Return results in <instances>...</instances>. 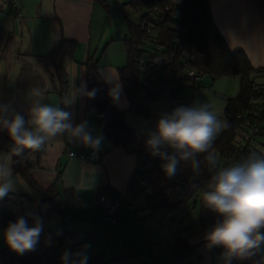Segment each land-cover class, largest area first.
<instances>
[{
  "label": "crops",
  "instance_id": "obj_1",
  "mask_svg": "<svg viewBox=\"0 0 264 264\" xmlns=\"http://www.w3.org/2000/svg\"><path fill=\"white\" fill-rule=\"evenodd\" d=\"M17 1L21 18H17L0 0V102L11 101L17 109L19 101L28 99L31 102L29 89L40 88L44 92V103L64 108L63 101L71 92L68 67L73 64L84 67V60L92 53L99 58V74L104 82L101 69L105 75L109 73L120 82L118 68L125 65L123 39L129 36L130 21L124 29H118L117 19L108 14L132 9L140 16V11L128 4L129 0H106L107 9L95 0ZM168 1L179 3L180 0ZM209 5L212 19L228 47L232 51L242 50L253 68H264L262 1L209 0ZM125 19L128 21L130 18L125 16ZM62 38L75 42L76 49L73 59L65 63L68 88L61 95L57 83L45 71L42 56ZM24 69L29 71L28 75L24 74ZM26 75L29 76L27 81H21L20 78ZM81 79L86 81L85 72L76 80L77 85ZM106 86L108 91L112 87L108 83ZM113 103L115 110L107 113V123L115 119L118 112L126 111L129 107L123 88L119 99ZM162 106L168 108L166 103L158 105ZM66 110L73 112L74 123L87 120L94 135H104L98 160L81 158L79 154L88 153L91 149L70 140L66 135L49 140L40 151L25 149L21 156L28 158L30 174L40 187H50L59 176L57 187L60 199L64 200L66 190L76 193L77 199L71 202L75 204L65 208V216L80 218L84 213L88 221L91 219L105 225L101 222L103 207L98 203L97 196L102 194L108 198H121L123 203H131V199L133 202L134 194L131 193L129 180L137 165V155L112 145L94 112L87 109L86 97L78 99L74 106ZM150 115L149 106V116L126 113L124 122L148 139L151 132L148 126L155 121ZM69 152L75 156H69ZM130 194L132 198L128 197ZM126 214L127 211L124 212L123 227L130 218ZM66 233L73 236V233Z\"/></svg>",
  "mask_w": 264,
  "mask_h": 264
},
{
  "label": "trees",
  "instance_id": "obj_2",
  "mask_svg": "<svg viewBox=\"0 0 264 264\" xmlns=\"http://www.w3.org/2000/svg\"><path fill=\"white\" fill-rule=\"evenodd\" d=\"M106 9V0H95ZM169 3L174 10V14L167 16L166 20L172 27L165 28L159 32L160 43L164 46L169 64L161 69V77L173 79L179 75L183 68L184 51H194V58L190 65L199 72L204 73L211 81L221 78L237 79L239 83L238 93L235 97L225 99L223 118L229 127L224 129L216 138L213 151L217 159L221 157L235 158L236 161H243L239 150L238 131L241 128V121L237 119V112L240 108L247 107L256 98L252 90V84L260 79V74L264 68L255 69L251 66L242 50L232 51L225 39L218 31L211 15L209 0H180L179 3H172L168 0H129L128 4L140 11L139 22L145 18L146 12L152 10L158 4ZM138 24H129V36L123 39L125 65L118 68L120 83L129 101L126 111L118 112L117 117L107 123V113L114 111L113 100L109 96L106 83L99 74V58L95 53L86 57L83 62L85 79L88 90L93 88L99 91L94 99L87 98V109L92 110L98 123L102 126L106 136L115 147H122L137 155V165L134 174L129 180L131 193L137 183V178L144 175L147 184L154 188L153 198L147 199V207L151 214L166 210L172 214L171 220H176L175 213H184L186 208L196 209L199 206L200 217L198 222L205 224L214 222L217 217L203 207L202 191L211 178L208 165L202 159V172H193L183 162L177 174L172 178L165 177L161 170V159L147 155L142 149V143L147 138L128 127L124 122V115L131 113L134 116H149V106L161 99L160 93L156 89L143 84L149 80L141 76L137 63L140 57L146 54L147 49L143 48L144 32ZM179 27L181 31L175 28ZM76 43L66 39H60L53 47L42 56L45 71L54 80L62 95L68 88V77L65 70V63L73 59ZM150 81V80H149ZM204 85V82H203ZM184 86V85H183ZM185 86L187 84L185 83ZM205 86V85H204ZM181 87L180 89H182ZM9 139L8 136H6ZM257 139L255 137L254 141ZM256 142V141H255ZM259 146L264 147V142L258 141ZM258 156H264L254 145H252ZM171 149L168 148L169 152ZM241 155V156H240ZM25 157H13L12 168L14 174L22 176L26 182L34 188L40 195V200L48 204V214L57 212L65 217V208L72 200L77 199L76 193L66 190L64 200L59 197L56 182L48 188L40 187L30 174V166L23 164ZM150 163L149 169H144L145 164ZM224 167V165L222 166ZM177 211V212H176ZM24 215L23 199L20 194L9 193L3 200H0V228L5 229L9 222H14L17 217ZM145 226V225H143ZM51 235L55 244L48 246L45 244V237ZM67 233L56 236L49 231L40 238L34 251L18 255L9 249L8 246L0 252L2 264H62L60 259L63 249H71L74 245L67 244ZM147 237V235H146ZM221 251V248H217ZM73 251V250H72ZM174 257L164 262H153L150 264H200V256L195 252V246H190L184 240H179L172 246ZM264 257V252L253 257L252 262L260 261ZM193 258V260H191ZM127 261V264H145L135 257L126 258L119 256L114 261ZM88 264H103L99 257H91ZM221 264H241L239 259L232 257L225 259Z\"/></svg>",
  "mask_w": 264,
  "mask_h": 264
},
{
  "label": "clouds",
  "instance_id": "obj_3",
  "mask_svg": "<svg viewBox=\"0 0 264 264\" xmlns=\"http://www.w3.org/2000/svg\"><path fill=\"white\" fill-rule=\"evenodd\" d=\"M67 71L71 76V92L63 101L64 108L44 103L40 88L28 90L31 103L27 112L18 111L11 101L0 102V131L6 132L11 140L12 155H21L25 149L40 151L49 140L61 135L91 149L93 157L101 151L104 135H94L87 120L74 123L73 112L66 110L82 97L94 99L99 90H88L82 79L76 84L86 68L73 64ZM100 71L105 83L112 85L110 98L117 101L122 83L109 73L105 75L103 69ZM227 127V121L220 119L209 104L197 100L191 106L182 105L162 113L145 144L152 156L164 161L161 170L167 178L177 174L182 162L193 174L201 173L203 156L211 173L202 191L203 207L218 218L205 229L202 239L209 249L221 248L228 260L232 257L251 260L264 252V156L252 153L243 161L219 166L213 145ZM165 147L172 152L162 150ZM11 164L8 155L0 157V200L15 192L17 186L30 192L27 185L18 184ZM43 233V218L29 212L8 223L3 239L10 250L23 255L35 250ZM55 234L59 236L62 231ZM45 244L51 246V235L45 237ZM90 248L91 244L86 243L74 252L65 249L60 257L62 264H88ZM254 264H264V257Z\"/></svg>",
  "mask_w": 264,
  "mask_h": 264
},
{
  "label": "rangeland",
  "instance_id": "obj_4",
  "mask_svg": "<svg viewBox=\"0 0 264 264\" xmlns=\"http://www.w3.org/2000/svg\"><path fill=\"white\" fill-rule=\"evenodd\" d=\"M261 1L262 4H264V0ZM108 15L110 17L114 16L117 19L118 29H124L129 21L134 25L139 22V12L138 14L132 12V9L128 12H110ZM125 16L130 19L127 21ZM28 73L29 71L24 69V74L28 75ZM27 75L20 78V80H25L26 82L29 77ZM260 81L261 79L256 80V82ZM204 85L207 89L200 91L195 96H193V91L190 88H183L179 93L185 97L193 96L192 101L186 106H191L193 102L197 100L199 102L207 103L210 105V109L216 112L220 119L224 120L223 110L225 99L233 98L237 95L239 89L238 80L221 78L216 81H211L206 77ZM30 103L31 102L28 99L21 102L19 101L17 107L18 111L22 110L27 112ZM160 103L164 105L165 100L160 99L150 105V116L155 118V121L153 120L148 126L151 132L155 130L156 121L159 119L160 115L162 113L171 112L170 108H166L165 106L158 107V105H161ZM6 134V132L0 131V157L8 155L11 157L12 163L13 157H21L22 154L12 155V142L10 139L5 138ZM255 141L256 142L253 145L260 153L264 154V147H261L258 144V141L261 142V138L257 137ZM167 149L168 148L165 147L162 150ZM27 163L28 158L23 161V164ZM15 177L18 184L27 185L30 188V192L17 186V190L10 193L21 195V198L23 199L24 214L33 212L43 218L44 233L41 237L46 231L52 232L53 234L58 230L62 231V234L66 232L70 234L73 233L72 237L67 238V243L74 245L72 247L73 252L81 245L90 243V258L99 257L100 262L103 264H115L116 262L114 259L119 256H124L126 258L135 257L138 260L145 262V264H150L155 261H168L174 257L172 246L179 240H184L190 246H195V252L200 256V264H221L226 259L223 255V250L219 251L217 248L209 249L206 247L202 235L205 229L213 224V222H207L205 224H200L198 222L200 217L199 206L196 207V209L187 207L186 212L182 214L176 211V220L172 221V214L166 212V210L151 214L147 207V199L134 194L133 202L131 199V203H123L121 207V210L124 212L127 211V217H130L127 220V225L125 227L122 226L124 214L118 225L114 226L110 221L106 220L104 210L101 222L105 225H101L99 221H92L91 219L88 221L84 213L80 218H71L68 217V215L64 217L57 212L48 214V204L40 200L41 195L34 188L29 186L22 176L16 174ZM128 197L132 198V195L130 194ZM130 206L133 207V211ZM29 223H32L31 219H29ZM143 225L154 229L147 233V237L142 234L141 229ZM6 246L7 245L3 239V229L0 228V252L3 251ZM64 250L65 249L62 251ZM239 263L254 264L252 260H239ZM0 264H2L1 256Z\"/></svg>",
  "mask_w": 264,
  "mask_h": 264
},
{
  "label": "built area",
  "instance_id": "obj_5",
  "mask_svg": "<svg viewBox=\"0 0 264 264\" xmlns=\"http://www.w3.org/2000/svg\"><path fill=\"white\" fill-rule=\"evenodd\" d=\"M4 5L17 17L21 18L20 6L17 0H2ZM174 14L173 7L169 3H161L146 12L145 18L139 22V27L144 32L143 48L147 49L146 54L139 58L137 67L144 78L149 80L144 81L145 86L156 89L161 95V99L165 100L166 105L172 111L178 106H186L192 101V97L197 95L200 91L207 89L203 85L205 78L204 73L199 72L197 69L190 65V61L194 58V51H184L183 53V68L179 75L173 79L161 77L160 70L168 66L169 60L164 46L160 43L159 32L172 27V24L166 20L167 16ZM181 31L179 27L175 28ZM260 82L252 84V90L256 94V98L247 107L240 108L237 112V119L241 121V128L238 131L239 150L241 152L242 160L246 159L250 154L254 153L253 144L255 137L261 138L264 142V72L260 74ZM185 83L187 86H185ZM184 85V86H183ZM190 88L193 91L192 97L182 96L179 91L180 88ZM182 88V89H183ZM142 149L147 155L151 156V161L154 157L150 154L145 143H142ZM172 149L168 152L171 153ZM69 156H75L73 152L68 153ZM240 155V156H241ZM79 156L83 159L97 161L96 157L92 156V150L88 153H81ZM218 160L219 166L232 165L235 158L221 157ZM150 163L145 164L144 169H149ZM133 194L141 198H153L155 191L152 186L147 184L144 175L137 178L136 186L134 187ZM97 201L103 207L107 221H110L114 226H117L121 220L124 211L121 210L123 201L121 198H108L105 195L98 194ZM133 211V207H131ZM153 228L142 226V234L146 237L147 233L153 231ZM218 248V247H217ZM193 260V258L191 259ZM115 264H127V261H116Z\"/></svg>",
  "mask_w": 264,
  "mask_h": 264
}]
</instances>
